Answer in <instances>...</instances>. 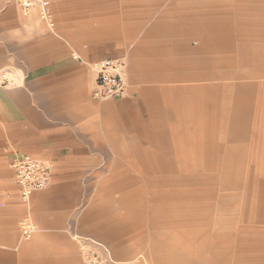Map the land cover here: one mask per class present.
I'll return each instance as SVG.
<instances>
[{
  "label": "crops",
  "instance_id": "0c3cea01",
  "mask_svg": "<svg viewBox=\"0 0 264 264\" xmlns=\"http://www.w3.org/2000/svg\"><path fill=\"white\" fill-rule=\"evenodd\" d=\"M132 3L140 7L131 13L138 20L150 17L145 8L157 9L165 0L153 7ZM174 13L177 21L170 23ZM161 16L164 23L141 33L132 51L155 59L146 65L152 73L136 59L132 76L185 82L172 90L180 101L170 129L151 88L132 91L129 81L128 97L94 99L92 63L123 59L121 47H73L43 33L41 19L25 17L13 0H0V71L13 79L0 85V164L12 170L20 198L14 159L32 156L52 165L54 186L36 193L32 203L41 223L58 229L54 234L90 198L79 228L107 245L112 263L125 256L141 258L138 264H264V256L247 255L257 248L253 242L232 249L226 231L232 218L224 217L250 182L254 162L261 155L264 160V0H173ZM134 24L127 29L130 38L142 22ZM186 134L200 138L194 151L184 150ZM196 152L201 160L192 156ZM146 154L156 157L154 166ZM112 168L119 172L98 180L95 197V172ZM112 185L118 197L111 196ZM134 195L139 205L132 208L142 216L132 226L122 215V197L128 203ZM73 238L86 247L78 232ZM47 250L37 248L18 264H78L76 250L60 258Z\"/></svg>",
  "mask_w": 264,
  "mask_h": 264
},
{
  "label": "rangeland",
  "instance_id": "374dc122",
  "mask_svg": "<svg viewBox=\"0 0 264 264\" xmlns=\"http://www.w3.org/2000/svg\"><path fill=\"white\" fill-rule=\"evenodd\" d=\"M132 1L142 2L153 7L158 0H50L51 12L53 14L54 25L46 23L41 19L38 9H32L25 17L40 18L39 22L42 24V32L50 34L58 39L68 41L70 44L79 47H91L95 48L100 45H116L115 47H121L122 50L118 51L122 53V57L127 64V77L131 83L132 91L146 88H151L152 92L157 94L159 103L162 107L163 119L168 124L170 129L174 124L175 104L180 101L179 96L174 95L172 92L174 87H181L185 82H158L155 79L141 80L133 79L132 63L138 59L140 65L146 68V72L152 73L148 70L146 65L155 61L154 58L142 57L132 54V51L137 46L138 40L142 38L141 33L146 32L155 23H160L164 20L161 16L163 11L170 5L173 0H165V3L160 5L157 9H146L144 13L150 15L147 19H135L131 13H135L140 7L135 6ZM231 0H223V3ZM220 3V2H219ZM37 13H36V12ZM34 12V13H33ZM139 12V11H138ZM38 14V16H37ZM144 14V15H147ZM178 13L172 14L169 22L175 23L177 21ZM137 21H141L142 24L136 25V33L134 38H130L127 34V29L132 25H135ZM164 23V22H162ZM162 39L160 36L156 37V40ZM193 45L196 41L192 42ZM0 75L5 76L9 83L13 81L7 71L1 70ZM7 83V84H9ZM6 84V85H7ZM185 119V116H184ZM170 134V133H169ZM183 140L186 144L184 150L194 151L197 149L194 144L199 142L200 138L193 137L189 134L183 136ZM264 138V137H263ZM172 142V150H166L172 152L174 139L170 137ZM178 139V138H177ZM182 137L179 138L181 140ZM259 147L255 145V154L259 153ZM198 152V151H197ZM196 156L201 160V154ZM188 154L187 157H190ZM146 156L144 160L151 167L156 164V157L153 155ZM112 161H114V155H111ZM260 162H254L252 165L251 179L247 186L243 185L242 189L233 196V205L231 211L224 214V217L232 218V223L226 225V231L232 233L233 248L246 243L253 242V246L257 247L255 250H249L247 255L264 256V160L262 161V155L260 156ZM148 160V161H147ZM128 164V160L125 161ZM119 170L105 171V173L95 172L96 179L94 189L92 190L94 196L97 197L100 190L98 180L106 176H114V173ZM137 173V172H134ZM114 174V175H113ZM54 179L50 186L37 191L47 193L54 186ZM137 187V186H136ZM111 196L118 197L119 191L112 185L110 187ZM91 189V188H90ZM134 193V192H133ZM34 195L32 197H34ZM137 195L130 196L128 203L124 201L122 197V215L128 216V223L132 226L137 225L141 221V212L133 209L139 205V200L136 199ZM33 199V198H32ZM32 199L30 203L24 202L18 196V189L14 186L12 180V170L0 164V242L11 247V249H5L0 246V264H5V261L10 264H18V261L24 260L27 256L34 253L37 248H43L50 251L55 257H59L60 253H65L70 250H76L77 263L78 264H138L139 259H127L125 256L119 262H111V255L108 252L107 245L101 244L97 241L96 237L88 232L82 231L79 228V222L86 213L88 207L92 204L89 199H82L72 214L71 224H67L62 233L54 234L58 229H47L42 223L41 216L34 213ZM117 199V198H116ZM15 209L14 215L10 214L8 208ZM32 208V209H31ZM114 214L120 215L119 211ZM152 217L146 214L145 222L151 220ZM30 223L34 226V233L29 239L22 238V227ZM71 229V230H70ZM166 229L162 228L158 231L164 232ZM154 231V230H153ZM85 242L86 247L73 238V233H77ZM151 232V231H150ZM164 237L170 238L171 234L162 233ZM198 238H200L198 236ZM61 250L62 252H60ZM236 252L235 250H232ZM7 252L9 256H7ZM233 252V253H234ZM235 254V253H234Z\"/></svg>",
  "mask_w": 264,
  "mask_h": 264
},
{
  "label": "built area",
  "instance_id": "2783aa9c",
  "mask_svg": "<svg viewBox=\"0 0 264 264\" xmlns=\"http://www.w3.org/2000/svg\"><path fill=\"white\" fill-rule=\"evenodd\" d=\"M27 14L38 9L40 17L51 26L54 25L50 0H13ZM96 73V86L93 97L97 101L124 99L129 96V80L125 59H104L92 63ZM9 83L5 76L0 75V85ZM15 171V183L20 189L21 199L30 203L35 192L51 185L54 169L48 162L32 156L15 158L11 164ZM34 233L30 223L22 227V238L29 239Z\"/></svg>",
  "mask_w": 264,
  "mask_h": 264
},
{
  "label": "bare ground",
  "instance_id": "6f19581e",
  "mask_svg": "<svg viewBox=\"0 0 264 264\" xmlns=\"http://www.w3.org/2000/svg\"><path fill=\"white\" fill-rule=\"evenodd\" d=\"M23 12V11H22ZM24 13V12H23Z\"/></svg>",
  "mask_w": 264,
  "mask_h": 264
}]
</instances>
